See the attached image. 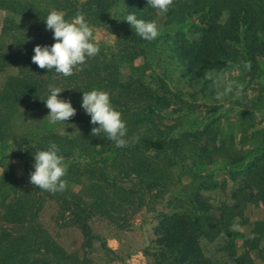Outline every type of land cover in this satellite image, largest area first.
Segmentation results:
<instances>
[{
    "label": "rangeland",
    "instance_id": "374dc122",
    "mask_svg": "<svg viewBox=\"0 0 264 264\" xmlns=\"http://www.w3.org/2000/svg\"><path fill=\"white\" fill-rule=\"evenodd\" d=\"M13 1L31 4L30 0ZM84 1L42 0L38 6L42 15L33 10L28 16L0 7V50L8 51L21 36L30 43L53 35L44 22L49 11L57 5L79 10ZM255 1L264 9V0ZM170 10H175L173 4L167 13L156 9L150 13L149 18L159 30L155 51L132 62H119L123 57L121 47L127 44L126 36L119 33L128 23H122L120 9L113 10L107 21L91 25L100 52L87 62L97 63L99 79L109 77L100 71L107 65L108 71L119 72H113V76L120 82H138L143 92L148 93L141 95L143 99L123 101L124 107L117 109L123 112L127 125L125 139L129 143L154 135L177 138L174 147L155 154L142 150L141 146L143 154L139 155L125 148L102 154L93 141L86 144L85 137L77 147L84 124L90 128L98 125L91 123L90 115L81 106L75 107L77 94L71 90L59 94L76 109V115L66 124L51 123L47 107L34 111L24 107L9 115L12 132L9 139L0 143V199L4 198L8 204L25 192H31V197L23 203L26 208L23 222L9 220L0 203V239H23L33 253L25 258L28 264H157L162 223L174 215L199 213L197 209L205 207L214 220H218L219 213L228 211L231 217L227 230L236 250L234 255L225 250L228 236L223 230L216 237L210 233L201 244L212 264H264V233L255 249L243 246L253 223L262 217L260 199L253 192L248 193L249 200L231 198L237 184L228 180L229 174L242 166L229 167L225 162L228 137L234 138L237 149L243 152L259 144L253 134L264 129V29L258 33L253 60L217 74L199 61L189 62V55L180 49L184 45L193 48V42L214 46V33L203 25L209 22L208 17L174 26L165 24ZM227 18L225 12V21ZM65 19L69 20L66 16ZM225 29L228 30L226 26ZM48 43L52 45L55 40ZM19 70L15 63H0V87L8 75ZM113 94L121 98L118 91ZM149 96H160L162 102L158 104ZM145 106L162 109L152 114ZM141 108L143 113H139ZM133 112L137 113L134 119L145 118L144 121L133 124L127 116ZM40 126H48L64 137L67 145L60 151L61 155L65 152L67 174L63 179L67 186L59 196L47 194L30 183L36 150L31 149V144L20 146L19 139L25 134L32 135ZM101 136L108 146L116 147L105 134ZM81 146L90 152L82 151L83 155L78 156L75 148ZM22 158H29L26 163L33 169L25 167ZM69 192L79 197L83 214L72 205ZM79 214L89 228V241L74 222Z\"/></svg>",
    "mask_w": 264,
    "mask_h": 264
},
{
    "label": "trees",
    "instance_id": "16d2710c",
    "mask_svg": "<svg viewBox=\"0 0 264 264\" xmlns=\"http://www.w3.org/2000/svg\"><path fill=\"white\" fill-rule=\"evenodd\" d=\"M42 0H30L31 4L19 5L18 1L0 0V7L9 10L13 13H19L23 16L32 14L36 10L37 15H42L39 12L38 6ZM57 5L56 2H52ZM175 10H170L171 14L165 24L180 26L186 23H193L195 19L201 16H207L209 22H204V26L212 30L214 33V46L210 47L207 43L193 42V48L181 46L180 49L186 55H189V62L199 61L209 71L221 74L227 69H234L241 66L245 61L253 60V54L259 38L258 33L264 29V9L260 3L255 0H173ZM80 9H74L57 5L56 10L64 11L69 20L74 19L78 13H82L87 22L93 26H99L103 21H107L110 12L120 9L123 14V20L129 13H134L138 19L151 21L150 13H153V8L147 5V0H85L80 4ZM225 12L228 13V18L225 21ZM73 13V14H72ZM69 15V16H68ZM33 17L36 15L33 14ZM201 21V20H200ZM128 23V22H127ZM130 24H126L122 30L121 36H126L127 44L121 47L122 56L119 62H132L138 57L153 55L155 51V43L158 37L149 42L138 35L132 29ZM225 26L228 28L225 29ZM129 35V36H128ZM21 36L14 40V45L8 51L0 50V63L20 67L17 74L8 75L0 87V143L9 139L12 130L9 115L18 112L21 108L29 107L31 110H44L46 105L41 99H46L49 95V85H55L62 90L70 92L75 91L77 94L78 103L75 107L82 105L83 92H88L93 89L106 90L110 96L112 105L118 109L122 108L123 101H132L133 99H143L141 95L144 93L142 84L134 81L120 82L113 76V72L119 73L115 69L107 70V65H103L100 71L109 76L105 80L99 79V71L95 68L96 62H86L83 71H76L70 77H63L57 74L55 70L48 71L40 69L36 64L32 63L34 48L37 45L51 46L48 42L53 43V35L45 36L38 42L27 43ZM50 38L51 41L48 39ZM165 43V41H164ZM234 47V48H231ZM168 48V46H167ZM26 52V54H24ZM180 52V50H179ZM177 53V52H176ZM182 53V52H181ZM179 54V53H178ZM201 58H198L200 57ZM204 55V56H203ZM198 59V60H197ZM193 60V61H191ZM187 63L186 61L183 64ZM187 69V68H186ZM105 83H101L104 82ZM113 91H118L121 98L116 97ZM150 97V96H149ZM156 103L162 102L161 97H150ZM142 102V101H138ZM144 102V101H143ZM122 104V105H121ZM160 104V103H158ZM138 105V104H137ZM148 112L158 113L161 106L157 110L151 106H145ZM162 109V108H161ZM141 108L139 113H143ZM123 113V112H122ZM137 113L127 115L132 119V123L144 121L145 118H136ZM143 115V114H142ZM83 135L79 138L78 145H82L83 137L86 144L92 143L101 148L100 153L112 154L119 150L118 147L108 146L107 140L103 136L91 135L92 128L86 123L81 129ZM259 139V144L253 148H246L243 152L239 151L238 146L234 143V138L228 137V143H225V162L227 166L241 167L239 171L231 172L228 180L237 184L233 190L231 198L233 200H249V192H253L260 199L262 217L260 220L253 223V227L249 232V237L243 241V246L248 250L255 249L258 241L264 233V129L257 130L254 134ZM20 146L31 144L32 150H46L49 142H54L60 148V151L67 148L65 138L54 133L48 126H40L39 130L32 135L20 137ZM177 138H159L158 136L150 135L148 137H140L137 142L129 143L128 147H124L133 155L143 154L139 150H146L149 153L164 152L167 148H172L176 144ZM82 147V146H81ZM75 148L77 155L89 153L84 147ZM122 149V148H121ZM84 151V152H82ZM65 152H63L64 154ZM62 154V155H63ZM66 155V154H65ZM24 157V156H21ZM26 157V156H25ZM24 166L33 169L26 162L29 158H22ZM6 185L5 183H3ZM49 194V192L45 191ZM56 196L59 193L54 194ZM72 205L84 213L79 203V197L71 192ZM31 197V192H25L20 198L6 204L4 198L0 199L3 208V214L12 221L23 222L26 217V208L23 203H27ZM197 212H190L179 216L168 218L161 226V237L157 242L162 246L156 254L157 264H212L211 260L205 256L201 242L209 237L210 233L216 237L223 230L225 236V250L234 255L235 243L233 238L229 236L227 230L230 219L228 211L219 213L218 220H214L213 215L208 208H198ZM19 212H22L23 216ZM75 215L74 222L78 225L83 238L86 241L91 239L89 228L81 219V216ZM32 249L26 244L23 239L10 238L9 240L0 239V264H28L25 258H30ZM30 254V255H29ZM33 254V253H32Z\"/></svg>",
    "mask_w": 264,
    "mask_h": 264
},
{
    "label": "clouds",
    "instance_id": "9594fccd",
    "mask_svg": "<svg viewBox=\"0 0 264 264\" xmlns=\"http://www.w3.org/2000/svg\"><path fill=\"white\" fill-rule=\"evenodd\" d=\"M172 4L173 0H147V5L160 13H167ZM124 21L130 24L136 35L146 41L151 42L159 36L158 26L154 21L138 19L134 13L126 15ZM44 22L47 29L53 32L55 43L51 46H35L31 59L40 69L55 70L63 77H70L76 71H83L88 58L99 54L100 47L95 42L94 29L82 13H78L72 20H66L62 11L52 9ZM63 91L50 84V94L46 99H41L49 109L47 118L53 124H66L76 115L71 102L59 97ZM81 107L90 115L91 123L98 125L92 128L91 135L100 136L103 133L116 147L129 146L125 139L126 121L122 118V113L112 105L107 92L96 89L83 92ZM33 167L35 170L30 174L33 186L52 194L66 189L63 178L67 174V165L56 143L49 142L46 150L35 152Z\"/></svg>",
    "mask_w": 264,
    "mask_h": 264
}]
</instances>
